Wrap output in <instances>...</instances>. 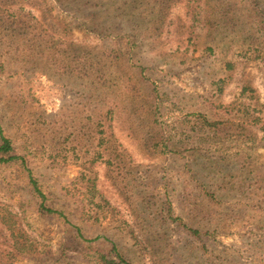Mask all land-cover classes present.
Returning a JSON list of instances; mask_svg holds the SVG:
<instances>
[{
  "label": "rangeland",
  "instance_id": "obj_1",
  "mask_svg": "<svg viewBox=\"0 0 264 264\" xmlns=\"http://www.w3.org/2000/svg\"><path fill=\"white\" fill-rule=\"evenodd\" d=\"M42 5L39 23L78 45L122 37L138 92L116 102L102 136L68 74L0 65V129L67 217L40 212L21 162L0 165V253L107 264L113 243L133 264H264V0Z\"/></svg>",
  "mask_w": 264,
  "mask_h": 264
},
{
  "label": "trees",
  "instance_id": "obj_2",
  "mask_svg": "<svg viewBox=\"0 0 264 264\" xmlns=\"http://www.w3.org/2000/svg\"><path fill=\"white\" fill-rule=\"evenodd\" d=\"M41 4L48 11L50 0H0V53L3 59L0 64L1 68L3 70L5 64L11 65L12 62H20L24 65L23 67H28L30 71L39 74L44 75L52 72L58 77L68 74L70 78L75 79V84L79 89L88 94V98L93 103L95 102L94 109L91 110L92 117L97 121L98 134L104 136L106 129L110 128L109 122L113 116V107H116L118 102L126 100L135 104V95L129 96L127 91L138 92L136 87L131 85L136 75L132 74L128 67L129 53L124 48L123 38H113L110 47L109 44L102 47L91 44L78 45L70 41L68 36H60L48 24L44 26L39 23L40 21L33 11L39 12L41 8L38 6ZM41 11L43 12V10ZM8 40H12V43L7 42ZM22 40L24 42L20 43ZM136 84L140 87L145 86ZM157 109L155 110L157 111ZM104 121L108 124L105 125L106 127L102 125ZM111 140L110 137L108 139L102 137L101 143L106 141L109 144ZM103 151H100V155L107 159L106 164L110 167L116 156L115 149L105 148ZM17 162H21L28 171V183L33 194L40 201V212L43 215L57 216L67 221L63 212L47 206L48 198L41 189L39 181L29 169L26 158L15 154L12 141L5 136L1 128L0 165ZM75 229L78 235L84 238L81 229L77 227ZM22 231V228L17 230L15 226L14 229L10 228L11 248L22 250L23 247H26L24 243H21L23 241ZM192 233L198 234L196 230H192ZM99 239L100 237H97L90 241ZM31 247L33 248V245ZM103 261L107 264H133L113 243L108 256H104ZM0 264H13L9 254L0 253Z\"/></svg>",
  "mask_w": 264,
  "mask_h": 264
}]
</instances>
